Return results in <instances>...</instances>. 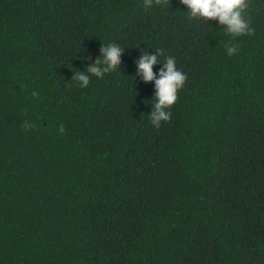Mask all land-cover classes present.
<instances>
[{
  "label": "trees",
  "instance_id": "trees-1",
  "mask_svg": "<svg viewBox=\"0 0 264 264\" xmlns=\"http://www.w3.org/2000/svg\"><path fill=\"white\" fill-rule=\"evenodd\" d=\"M248 4L255 32L233 39L180 0H0V264H264V0ZM111 43L120 67L71 80ZM157 49L187 76L158 129L136 65Z\"/></svg>",
  "mask_w": 264,
  "mask_h": 264
},
{
  "label": "clouds",
  "instance_id": "clouds-1",
  "mask_svg": "<svg viewBox=\"0 0 264 264\" xmlns=\"http://www.w3.org/2000/svg\"><path fill=\"white\" fill-rule=\"evenodd\" d=\"M170 0H144V7L167 6ZM180 3L188 9V19H203L208 21H218L226 29V32L236 39L240 36L253 35L255 29L251 28L250 21L245 18L246 10L249 7L248 0H180ZM229 56L238 53L239 45H230L226 48ZM101 58H97L95 63L90 64L86 71L74 72L71 80L78 81L82 87H87L91 77L95 76L102 79L105 74L115 71L121 64V56L124 51L115 43L108 44L100 49ZM164 56L163 49H157L156 54L141 53L136 61L138 68L137 75L141 76L145 82L155 81V97L150 113V123L157 129L162 122H170L172 113L170 109L177 103L178 92L183 89L187 80L186 74L177 69L174 57L167 56L163 61L160 57ZM90 60L91 57H86ZM163 63V68L157 75L154 72V65ZM39 94L32 92L33 97ZM25 130L35 127L28 121L22 125ZM63 124L59 127V132L64 133Z\"/></svg>",
  "mask_w": 264,
  "mask_h": 264
}]
</instances>
